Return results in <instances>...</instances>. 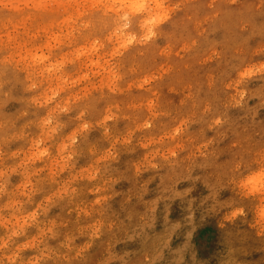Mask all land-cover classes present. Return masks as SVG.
Segmentation results:
<instances>
[{
    "label": "clouds",
    "instance_id": "1",
    "mask_svg": "<svg viewBox=\"0 0 264 264\" xmlns=\"http://www.w3.org/2000/svg\"><path fill=\"white\" fill-rule=\"evenodd\" d=\"M0 201V264H228L205 229L264 239V0H0ZM62 204L75 232L39 222Z\"/></svg>",
    "mask_w": 264,
    "mask_h": 264
},
{
    "label": "rangeland",
    "instance_id": "2",
    "mask_svg": "<svg viewBox=\"0 0 264 264\" xmlns=\"http://www.w3.org/2000/svg\"><path fill=\"white\" fill-rule=\"evenodd\" d=\"M123 129V123H121L118 128L114 129V133H119ZM27 144L25 142H18L12 145L13 149L17 148H26ZM107 147V142L103 140L99 136V132H94L89 140L84 142L81 145V150L83 152V156L79 161V167H87L89 164L95 161L96 155H99L100 152ZM121 160L119 164L114 165V167L119 169L118 173L115 174H124L127 175L132 170L134 164H136L139 159L142 158V152L137 148V152L134 154H130L126 149L121 148ZM95 153V155L93 154ZM9 163H14L9 161ZM45 177L43 183L39 185L43 191L41 195L34 197V202L32 205H25V210L30 211L33 207H35V203L38 202L43 195L50 194L56 188V185L51 184L47 180V172L41 174ZM22 177L17 175L11 178L12 182L10 188L12 190L16 189V185L22 182ZM17 199L23 200L24 197H20L17 195ZM7 199V198H6ZM4 201H0V204H3ZM74 207V205L62 204L57 208L51 210L47 215L41 214L39 217V222L41 226H47L48 221L51 219H55L57 224L61 226L62 232H75L78 227V223H83V221L77 222L75 212H72L71 215L68 213V209ZM8 215V213H5ZM66 225L67 227H63ZM0 234H3V229L0 228ZM36 228H30L28 230V237L30 238L33 235H36ZM203 240L211 245L217 239H219L226 248H233L235 251L232 253L224 254V252L220 253L221 258L224 261H227L228 264H231V259L233 256L237 257L239 260L244 261V264H264V239H259L256 237L255 232L252 230L246 229L237 222L235 226L227 225L225 229L218 230L215 225L210 228L205 229L203 233H201ZM23 239V238H21ZM55 243V242H51ZM31 253H26V255H30Z\"/></svg>",
    "mask_w": 264,
    "mask_h": 264
}]
</instances>
